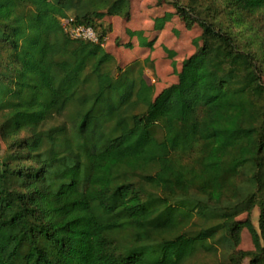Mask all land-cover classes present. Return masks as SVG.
Instances as JSON below:
<instances>
[{
  "label": "trees",
  "instance_id": "trees-1",
  "mask_svg": "<svg viewBox=\"0 0 264 264\" xmlns=\"http://www.w3.org/2000/svg\"><path fill=\"white\" fill-rule=\"evenodd\" d=\"M173 5L203 32L155 97L102 43L132 0H0V264H264V0Z\"/></svg>",
  "mask_w": 264,
  "mask_h": 264
},
{
  "label": "rangeland",
  "instance_id": "rangeland-1",
  "mask_svg": "<svg viewBox=\"0 0 264 264\" xmlns=\"http://www.w3.org/2000/svg\"><path fill=\"white\" fill-rule=\"evenodd\" d=\"M102 23L100 30L107 31L102 43L116 59L114 75H120L116 66L125 69L139 61L144 66L147 82L154 87L155 97L179 81L184 60L192 56L197 49L194 39L203 32L199 25L192 29L185 26L173 5V0H132L130 17L107 16ZM235 31L239 32L244 41L251 36V32H246L242 27H235ZM98 38L100 40L99 35ZM134 75H138L137 67L134 69ZM156 135L162 136L160 128L157 129ZM5 152L6 145L0 136V154ZM258 215L256 210L253 216L256 224ZM245 217L246 214L240 218ZM198 222L203 225L204 219L198 218ZM212 223L210 220L207 225ZM252 245L251 236L245 229L241 248L251 249ZM227 261L228 256L220 248L218 252L200 250L185 264H223Z\"/></svg>",
  "mask_w": 264,
  "mask_h": 264
},
{
  "label": "built area",
  "instance_id": "built-area-1",
  "mask_svg": "<svg viewBox=\"0 0 264 264\" xmlns=\"http://www.w3.org/2000/svg\"><path fill=\"white\" fill-rule=\"evenodd\" d=\"M74 39L84 40L86 42H99L98 35L93 27H74L70 30Z\"/></svg>",
  "mask_w": 264,
  "mask_h": 264
},
{
  "label": "crops",
  "instance_id": "crops-1",
  "mask_svg": "<svg viewBox=\"0 0 264 264\" xmlns=\"http://www.w3.org/2000/svg\"><path fill=\"white\" fill-rule=\"evenodd\" d=\"M243 264H249V259H247Z\"/></svg>",
  "mask_w": 264,
  "mask_h": 264
}]
</instances>
